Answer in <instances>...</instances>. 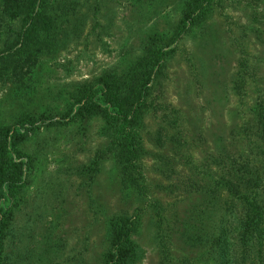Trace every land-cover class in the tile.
<instances>
[{"label": "rangeland", "instance_id": "1", "mask_svg": "<svg viewBox=\"0 0 264 264\" xmlns=\"http://www.w3.org/2000/svg\"><path fill=\"white\" fill-rule=\"evenodd\" d=\"M62 1L45 4L47 11L54 8L61 14L55 33L60 41L41 43L36 58L21 67L20 81L10 80L13 62L0 59V125L28 117L35 120L19 144L29 157V167L25 185L11 204L13 239L20 237L24 264H46L43 249L48 245L56 252V264H75L80 259L82 264H101L106 218L140 208L143 225L136 240L144 254L139 264H158L150 201L159 198L180 210L190 197L168 198L153 188L162 179L163 165L152 155L143 161L151 186L144 199L121 187L111 159L103 161L91 178L86 169L96 149L106 142L99 132L103 119L77 121L67 103L80 85L94 83L106 71L126 68L150 40L174 39L167 47L164 69L155 77L154 93L160 94L161 103L180 109L183 140L194 159H200L250 117L257 89L264 93V26L251 17L253 10L264 13V0H221L219 5L212 1L207 16L184 29L179 38L173 36L180 27L182 0ZM19 25L11 15L0 16V50ZM50 38L54 35L49 36L52 42ZM240 45L255 68V75L245 74L242 99L232 87ZM33 52L30 49L29 55ZM46 116L52 119L42 124L40 118ZM142 122L145 131L152 132L158 120L148 110ZM145 147L157 152L147 136Z\"/></svg>", "mask_w": 264, "mask_h": 264}, {"label": "trees", "instance_id": "2", "mask_svg": "<svg viewBox=\"0 0 264 264\" xmlns=\"http://www.w3.org/2000/svg\"><path fill=\"white\" fill-rule=\"evenodd\" d=\"M47 1L0 0V16L11 15L20 23L11 32L10 41L5 42L6 48L0 50V59L7 57V61L13 62L10 78L13 83L21 80V67L40 53L41 43L51 45L60 41V38L56 41L55 33L61 14L54 8L47 11ZM182 1L180 27L173 36L177 38L184 29L207 16L212 1L221 3V0ZM251 17L264 26V13L253 10ZM173 41L150 40L126 68L120 72L106 71L94 83L80 85L67 103L69 114L77 121L98 116L103 119L99 132L106 142L96 149L86 170L93 178L102 162L111 159L121 187L144 199L149 196L151 186L143 161L152 155L163 165L159 175L162 179L153 188L160 189L168 198L178 199L182 194L190 197L180 210L175 203L164 204L159 198L150 201V226L158 264H264V93L260 95L257 89L250 117L243 119L238 128H231L227 141L223 139L214 151L204 152L195 160L192 148L181 134L180 109L161 103L160 94L154 93L155 77L164 69L170 52L167 47ZM30 49L34 52L29 55ZM239 52L232 87L242 99L245 74L250 71V76L255 75V68L244 45H240ZM16 53L18 58L13 56ZM148 110L158 120L152 132L145 131L142 122ZM40 119L44 124L52 117ZM25 123L29 128L24 127ZM34 124L35 120L28 117L0 125V264H24L26 259L19 245L20 237L17 235L14 240L11 204L25 185L29 167V157L19 144ZM145 136L157 152L146 149ZM237 141L242 142L240 147L235 145ZM143 212L137 208L131 214L120 212L106 218V246L101 264L141 262L144 250L136 238L143 225ZM43 253L46 264H56V252L49 245ZM82 262L80 259L75 264Z\"/></svg>", "mask_w": 264, "mask_h": 264}]
</instances>
